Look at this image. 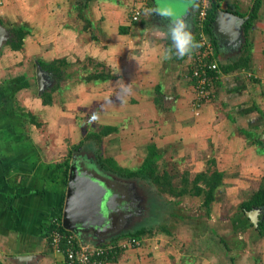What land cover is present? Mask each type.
<instances>
[{
    "label": "rangeland",
    "instance_id": "374dc122",
    "mask_svg": "<svg viewBox=\"0 0 264 264\" xmlns=\"http://www.w3.org/2000/svg\"><path fill=\"white\" fill-rule=\"evenodd\" d=\"M122 1L124 2V0L120 2L119 0L99 1L101 7L99 9L89 8L88 12L83 8L91 17L89 20L91 26H89V32L86 33L81 30V26L84 25L83 19H78L77 12L74 10L78 7L79 0H75L73 9H71V5L69 6L68 4L70 2L67 0H61V3L57 2V9L62 12V16L59 15L61 20L54 28L52 27L56 23L50 27H44L46 21L43 22V20H49L50 18H45L46 15L42 13L38 14L42 17L39 21L40 25L35 26V28L32 27L34 25L29 26L25 24L21 19L18 21L19 23L14 24L13 28L16 31L18 29L29 31L32 39L27 49L24 44L22 50L18 51L20 55L25 53L30 55L29 61L23 63V67L28 72V75L23 77L26 82L20 77V79H17V81L20 80L17 84L29 85V92H26L24 96L16 95L18 103L22 106H27L23 115L15 119L13 127L18 128L20 133L29 135V137H34L35 139L37 135L40 136L45 141L44 144H38L40 145V149L43 148L41 151L43 154L51 152L56 160L63 162L67 159L71 161L72 154L70 153H73L80 164L89 163V167L95 171H98V166H102L100 160L107 159L108 157L106 156H109L121 169H124V173L138 172L141 167L134 168L140 160L138 155L140 154L141 157V154H148L147 146L152 145V142L149 141L150 137L155 138V140L157 139V146L163 150V153H166L159 162L164 163L167 161L169 163L174 161L178 166L177 168H180L174 174L176 175L174 178L176 183H179L183 173L187 174V178L190 179L188 182H190L196 174L205 171L209 166L211 167L210 161H213L215 163L213 167L223 172L224 176L222 186L218 188L215 195L216 201L211 206L209 212L201 204L203 200L201 198H190L189 196L188 198H183L185 200H182L181 204H176L174 199L159 193L156 187L148 181L135 178L133 180L134 186H138L136 188L142 192L136 198V200L140 199L134 200L133 210L136 212L133 215L134 217H129L130 222L128 220L126 222H129V233L142 228L150 229L155 225H159L157 229L156 226L154 229L156 233H160V226L162 227L163 224L168 230L171 224L172 228L174 225V229L171 232L178 231L177 228L180 226L178 223L183 220L184 227L179 229L180 231L177 233L184 235L176 236V238L183 241V246L184 243L188 246L186 251L189 249V258H187L189 263L186 262V264H199L202 261L201 264H242V262L243 264H263L264 260L261 253L264 251V239L260 240L255 236V231L252 229L250 221L244 212L241 211L240 205L243 201L249 199L264 176V148H262L263 146L254 144L252 139L246 140L240 132L237 133L238 130H252V132L260 135L259 138H264V121H262L260 114L255 110H251L253 109L252 104L255 103L256 107L260 108L264 113V84L261 83V80L264 81V77H262L261 70L259 72L258 66H253V68L257 67L255 75L259 77L257 79L260 81L257 83L250 84L248 76L246 77L244 74L231 78L230 88L232 85L235 87L239 86L241 93L229 92L228 88L220 92L218 97L209 103L211 104L209 107L210 116H206L204 119L201 116V109L206 104L203 103L199 110H194L197 111L195 113L193 112L192 104L190 106L186 101L185 106V98L190 100L191 96V92H188L186 97L183 98V106L181 105L179 110H185L188 114L190 111L194 116H200V118L195 119H202L203 125H194L192 120L190 121V118L186 119L185 122L184 117L179 116V114H177V117L180 122L177 123V126L170 125L169 123H172L176 111H167L165 116H162L160 114L162 111L159 112L153 108V104L151 103L152 94L150 93V95L148 92V90H153V85H156L160 80L162 83L164 82L161 76L163 75L161 74L163 70L161 68L157 69L156 75L154 72L147 70L145 64H149L146 62L148 58L136 60L137 63L133 62L127 65L126 63H122L121 54L111 57L112 61L106 60V58H109L110 53L108 57L106 54L102 55L101 49L112 51L111 44L109 41L107 42V39L113 40L116 33L114 31L116 26L111 28L112 19L107 12L112 5L122 9L124 6ZM239 1L241 2L242 0ZM193 3L194 1L192 0H162V6L165 9L173 10V13L178 17L189 12L193 7ZM59 10L57 11L59 12ZM124 14L126 17H130L126 10ZM262 15H264L263 6H261L257 13V19L253 24L252 30L256 22L260 20H258L259 16ZM121 16L122 14H120ZM260 23L262 25L258 24V27L264 40V20ZM161 26L164 27L163 25ZM111 29H113V32ZM75 34L77 35V40L72 46V35ZM192 34H195V30ZM147 37L153 41L151 32L148 33ZM37 38L41 40V43L45 44L43 46L46 52V56L44 55L45 63L66 59L69 64V67L62 72L60 77H54L51 76L52 73L45 72L46 75L43 77L45 83L44 91H51L53 102H55V106L58 109L55 108L56 110L52 109L53 111H50L48 114L45 113L44 118H39L40 115L38 114L39 119L36 117L37 114H35L36 109L39 107L38 104L36 105V102L42 103V99L40 98L35 74V64L37 61L34 60L38 58L39 54L42 60L44 56L42 52L43 47L41 46L38 49L34 44ZM241 38L242 41L244 36ZM260 44L255 46V51L260 50ZM253 48L254 44L251 49ZM160 50L162 51V48ZM11 51L13 52V50ZM86 56L93 57L92 62H87ZM139 61L142 63H139ZM162 61L164 62L165 60ZM108 63L116 64L121 70L126 67L131 72L126 75L128 79H131L130 75L134 73L135 69L139 68L138 74H135L139 76L137 78L138 84L135 83L137 86H134V88L130 87V91L140 90L139 104L134 106L132 103H129L134 97L137 98L138 96L135 92H124L121 85L128 84H124V82L120 83L117 79L118 76L116 79L110 78L101 82L86 83L82 80V76L86 75V73H98L105 70L110 76L115 77L114 69H107ZM99 64H103L104 66L102 67ZM171 64V60H167L166 63L164 62V74H168L170 69H168V66H171ZM38 65L40 64L38 63ZM141 67L143 70L139 73ZM157 75H160L163 80L158 78ZM13 84L17 86L15 81ZM55 87L58 88L53 92V88ZM139 88L148 90H141ZM15 89H18L17 91L21 90L18 87ZM22 101L25 104H22ZM125 102L130 104L129 110H124L121 107ZM236 104L247 105L245 107L246 110L236 113L234 118L238 123L230 125V122L226 120V113L230 112L231 108L235 110ZM41 109L44 108L41 107ZM136 109L139 114L136 112ZM127 115L130 116L128 117ZM190 116L192 115L189 114L188 117ZM204 122L212 125L206 126ZM182 123L187 124L189 127L185 128V130L182 129ZM220 124L221 126H219ZM103 125L116 127V132L102 138V141L99 143L100 145H97L92 139L86 138L89 132H96ZM217 125L225 128V130L223 128L216 130ZM212 128L215 129L213 132L211 131ZM201 130L204 131L202 136L199 135V131ZM215 131H217L216 134H214ZM162 134H166V137H171L172 135V139L176 141V146L179 147L177 152L174 151V144L172 143L169 151H164L166 139L162 141ZM219 135H222L223 138H219ZM5 139H8V137L2 134L0 136V145L1 142H5ZM37 139L39 138L37 137ZM11 140L9 138L8 141ZM77 145H79L78 149H74ZM192 146L196 148L191 149L190 147ZM215 147L218 148L217 151L213 150ZM226 147V152L223 153V149ZM233 150H237L236 153ZM123 156L125 158L122 161L121 157ZM101 169L104 171L102 167ZM105 171L114 173L110 170ZM129 201L131 200H128V204ZM169 218L171 221L170 225ZM149 238H145L146 244L148 243L146 240ZM107 240L108 238H106ZM202 241L205 243L206 248H201ZM85 243L93 244L96 242L87 240ZM175 243L180 245L178 240ZM211 250L212 252H208ZM231 257H234V260L231 261ZM154 259L159 261L157 258ZM168 261L171 263L169 259ZM183 263L184 260H182Z\"/></svg>",
    "mask_w": 264,
    "mask_h": 264
},
{
    "label": "crops",
    "instance_id": "0c3cea01",
    "mask_svg": "<svg viewBox=\"0 0 264 264\" xmlns=\"http://www.w3.org/2000/svg\"><path fill=\"white\" fill-rule=\"evenodd\" d=\"M67 1L70 2L68 4L69 6L71 5V9H73L75 0ZM120 1L121 0H119V2ZM159 1L161 2V5L159 4ZM57 2L61 3V0H0V25L5 29L7 33L5 34L4 44L0 49V134H5L8 137V139H5V142H1L0 145V264H67V262H65V256L61 252H58L57 249L51 244L49 236L46 235V231L50 226V219L52 217L57 216L60 219L62 218L67 186V184H64L66 174L62 171V165L66 161H68V159L60 162L55 159V156H53L51 152L43 154L41 152L43 148L40 149V145L44 144L45 141L42 140L40 136L37 135L35 139L34 137H29V135L20 133L18 131V128L13 127L15 119L23 115V112L26 110L25 107L27 106L20 105V103H18V100L16 99V95L19 94L18 96H24L26 92H29V85L17 84L20 82V80L17 81V79H24L23 77L28 75V72L23 67V63L29 61L28 58L30 55L25 53L22 54V56L16 51L12 52L11 48L9 47V42L11 40V35H9V33L11 34L14 24L19 23L18 21L20 19L29 26L34 25L32 27L35 28V26L40 25L39 21L42 17H40L38 14L42 13L46 15L45 18H50L49 20H43V22L46 21L44 27H50L52 24L56 23L52 27L54 28L61 20L60 16H62V12L57 9ZM152 2L153 3H149V7L147 9L153 11L146 13V11L144 10L143 16L137 23L132 21L130 22L131 17H126L124 12L126 10L127 14L131 16L132 10L134 8H137L141 2L139 3L137 0H124V2L122 3L124 6L121 4L123 6L122 9H120V7L118 6L112 5L107 14H109L112 19L111 28H114L116 26L114 28V31L116 33L113 40L107 39V42L109 41V43L111 44L112 51L101 49L103 52L102 55L106 54V56L108 57L110 53L109 58H106V60L112 61L111 57L115 56L116 54H121L122 63H126L127 65L133 62L137 63L136 60L148 58V61L146 62L149 63V66L145 64L146 69L154 72L156 75V70L161 68L163 70V73H161L163 75L161 76L164 79L163 83L160 80L156 85H153V90L144 88L145 90H148L149 94H152L151 103L153 104V108L155 110H158L159 112L162 111L160 112L162 116H165V113L167 111H176V115L172 119V123H169L170 125H174L175 127L177 126V123L180 122L178 120L177 114H179V116H183L185 122L186 119L190 118V121L192 120V123L194 125L202 126V119H195L200 118V116H194V114L190 113L189 111V114L192 116L188 117V112H185V110H179L181 105L183 106V98L186 97L188 92H191V96L190 100H187L185 98V106L186 101L191 106L194 99L193 85L186 78V72L188 68L187 65L189 63L191 55H187L184 58H178L173 50L172 59H170L172 64L171 66H168V69L170 68L168 74H164V62L166 63L167 60L163 62L162 60L164 59L162 55L165 50L172 47V41L168 35L169 28L172 22H168L170 21V19L159 14V12L165 10V7L162 6V0H152ZM221 3L222 10L231 12L235 15L238 14V16L241 17V15H245L252 11L254 0H242L241 2L239 0H223ZM261 6H263L264 8V0H261ZM99 7H101V5H99L98 1H90L85 7V10L88 12L89 8L99 9ZM192 9L193 7L189 11V19L184 21L188 25L190 31L193 33L194 25L192 23ZM57 10H59V12ZM85 10H83V14L85 15H82L86 21H89L91 19L90 14ZM122 10H124V12H122ZM120 14H122L121 17ZM241 18H246V16ZM258 20L259 21L256 22L253 30L251 29L248 35L250 43L254 44V48L252 49L250 55L252 59L251 70H241L230 75H222L220 77V83L215 87V98H217L219 93L223 92V90H225L226 88L229 89V92L241 93L239 86L235 87L234 85H232L230 88V80L234 76L238 77L241 74H244L246 77L248 76L250 84L256 83V80L251 79L252 77L254 79L259 78L255 75L257 67L253 68V66H258L259 72L261 70L262 77H264V40L261 30L258 27V24L262 25V23L260 22L264 20V15L259 16ZM161 25H163L164 27H162ZM89 26L91 25L89 24ZM121 29L122 31H124V33L121 32ZM111 31L113 32V29H111ZM147 32H151L153 41H151L147 37ZM164 38H166L167 40ZM31 39V34L25 36V38L23 39L26 49L29 44H31ZM72 39L73 41L71 45L73 46V43L77 40V35H72ZM40 41L41 40H39L38 38L35 43L33 41L38 49L41 46L43 47L45 45ZM260 42H262V44H260ZM258 44H260V50L255 51V46H257ZM161 48L162 51L160 50ZM42 52L43 56H46L44 47L42 49ZM256 52L258 53V55ZM40 56L41 55L39 54L38 58L40 59L36 58V60H34L37 61L36 64H38V61L46 62L45 56H42L43 60ZM87 57L93 58L91 56H86V58ZM218 60L224 63L227 60L234 61L235 58L233 57L232 52H223V54L219 52ZM139 63L142 62L139 61ZM112 68L115 71V77L118 76L117 79L120 83H127L131 88L137 86L135 85V83L138 84L137 78L139 76H136L135 74H138L139 68L135 69L134 73L130 75L131 79H128L126 77L127 74L131 73L126 69V67L121 70L116 64L114 65L112 63H108L107 69L111 70ZM142 70L143 68L141 67L139 73H141ZM161 76L157 75L158 78L162 79ZM14 81L17 86L13 84ZM261 83L264 84V81L261 80ZM17 87L21 88V90L17 91L18 89H15ZM139 89L144 90L142 88ZM139 91L140 90L130 91L135 92L138 96L137 98L134 97V99L129 102L134 106L139 104ZM22 104L25 103H23L22 101ZM37 104L39 106L35 111V114H37V116H35L37 118L38 114L40 115L39 118H44L45 113L48 114L50 111H53L52 109L57 108L55 106V102H53V98L51 105H43V103L39 101L36 102V105ZM205 104L206 106H203L204 108L201 109V116H203V119L206 116H210L209 107L211 104ZM129 106L130 104L125 102V104L121 107H123L124 110H129ZM246 106L247 105L245 104H236V107H234L235 110L231 108L230 112L226 113V120L230 122V125H236L238 123L234 116L236 113L246 110ZM41 107L44 109H41ZM252 108L253 109L251 110H255L258 114H260L262 121H264V117L261 114L263 113V111H261L260 108L256 107L255 103L252 104ZM136 112L138 113V110ZM158 113L156 114L159 115ZM127 116L129 117L130 115ZM57 119L59 118L57 117ZM204 123L206 126L212 125L207 124L206 122ZM188 124L190 125V123ZM219 126H221V124ZM219 126L216 127V130H220V128H223ZM187 127H189L187 126V124L185 125V123H182V129L185 130V128ZM223 129L225 130V128ZM213 130L215 129L212 128L211 131L213 132ZM248 131H250L252 134L257 135L258 137L260 136L256 132H252V130ZM195 133L198 134L197 132ZM216 133L217 131L214 132V134ZM237 133H239V130ZM203 134V130L199 131V135L202 136ZM162 135V141L166 139V148L164 151H169L170 145L174 144L173 148L175 150H173L177 152L179 150V147L176 146V141L172 139V135L171 137H166V134ZM37 137L39 139H37ZM9 138L12 140L8 141ZM219 138H223L222 135H219ZM156 140L155 138L153 139V137L149 138V141L152 142V145L156 147L157 153H159L157 154V156L159 157L157 160V164L159 165V172L162 173L163 171H166L167 173H169L172 176V183L176 185V181L174 180L176 175L174 174H176L180 170V168H177L178 166L174 161H171L169 163H167V161L164 162L165 166H163V163L159 162L163 155L166 153H163V150L159 149L160 147L157 146ZM260 146L264 147L263 144ZM190 148L194 149L196 147L192 146ZM217 149V147L213 148L214 151H217ZM226 149L227 147L223 149V153L226 152ZM233 151H235L236 153L237 150ZM71 154L73 155V153ZM138 156L140 160L138 161L139 163H137V166H135L134 168H139L142 166L146 154H141V157L140 154ZM171 156L172 158H174L173 155ZM106 157L109 158V156ZM124 158L125 156L121 157V160L123 161ZM169 166L170 168H168ZM217 220L219 221V219ZM168 221H170V218ZM183 222L184 221L181 220L178 223L180 225L177 228L178 231H180L179 229L184 227ZM170 224L171 221L169 222V225ZM155 226L157 229L159 225ZM155 226L150 228L154 231V234L146 240L148 241V243H145L144 238L143 243L142 240H140L141 245L139 247L137 246L125 248L122 244H124L125 241L130 237L124 238L128 235L120 236L118 239V245L125 250L120 252V254H118L116 258L105 264H182V260H184V263L186 264V262H188L187 258H189V249L188 251H186L188 246L185 243L183 246V241H180V239L176 238V236H182L184 234H179L177 233L178 231L171 232V230L174 229V225L172 228V224L170 227H168L169 230L164 226V224L162 225V227L160 226V230L163 231V229H165L167 233L161 231L160 233H156V230L154 229ZM87 240H91L90 242L96 243L86 244L85 241ZM177 240L178 242H180V245L175 243ZM79 241L84 245L89 246L90 248H100L103 246L109 248L110 242L112 240L109 239L106 241V238L103 239V237L95 240L94 238L92 239L91 237L88 238L85 236V240ZM201 248H206V245L203 241L201 242ZM60 249H62L61 246ZM208 252H212V250ZM174 253H176V255H174ZM261 256L264 260V251L261 253ZM21 258L22 261H18ZM154 258L159 259V261H156ZM168 259L171 263H169Z\"/></svg>",
    "mask_w": 264,
    "mask_h": 264
},
{
    "label": "trees",
    "instance_id": "16d2710c",
    "mask_svg": "<svg viewBox=\"0 0 264 264\" xmlns=\"http://www.w3.org/2000/svg\"><path fill=\"white\" fill-rule=\"evenodd\" d=\"M86 2L79 0L78 7L75 9V12H77V18L81 20V18L84 21V25L81 26V30L86 33L89 32V21H86L85 18L82 15L83 8H85L90 1H107V0H85ZM108 1H114V0H108ZM138 2L140 0H137ZM223 0H209V7L207 9V15L206 18L203 22V33L207 37L209 43L211 44V52L207 56L204 57V61L208 64H215L216 68L215 69H208L207 70V76L211 78V86H210V96H209V101H204L203 103H211L215 99V87L220 83V77L222 75H230L233 74L237 71H250L251 70V51H252V44L249 41L248 35L249 32L251 31L254 22L257 19V13L260 9L261 6V0H254L253 6H252V11L245 15H241V17H248L243 26V32H244V37H245V44L242 46V52L241 55L236 58L234 61L227 60L224 63L220 62L218 60V46L215 38L212 35V23L214 21L216 12L219 10H222L221 8V2ZM150 3V2H149ZM151 3L152 0H151ZM139 6V5H138ZM149 7V6H148ZM192 23L194 25V30L195 34L193 36L195 37V41L199 44V34H197V14L199 11V1H197L192 9ZM238 16V14H237ZM131 22V19H130ZM138 22V21H137ZM135 22V23H137ZM121 32L124 33V31ZM29 34V31H24V30H13L11 31V40H10V48L13 51H21L23 46H24V41L23 39L25 36ZM205 50V47H202L200 45L199 48L195 49L193 53L191 54V58L188 63V68L186 72V78L192 83V85L195 84L194 80L191 79V73H190V67L194 65V62L192 61L194 57L197 56V52L202 53V51ZM87 62H92V58H86ZM40 64V68L48 73H52L51 76H58L60 77L62 72L66 70L69 67L68 61L66 59H59L56 61H52L50 63H45L43 61H38ZM100 66H104L103 64H99ZM116 79L117 77L110 76V74L105 70L104 72H98V73H86V75L82 76V80L86 83L89 82H101L107 79ZM253 80H256L257 82H260L259 79H254L253 77L251 78ZM58 87L53 88L56 90ZM194 89V87H193ZM41 99L43 105H51L52 104V95L51 91H42L41 94ZM262 116L264 117V113H261ZM38 125V124H37ZM116 132V127H113L111 125H103L100 126L99 130L96 132H89L87 135V139H92L97 143V145H100L99 143L102 141V138L113 134ZM240 134L246 139H252L253 143L256 145H262L263 143L259 140V137L255 134H252L250 131H239ZM79 145L75 146L74 149H78ZM264 148V147H263ZM147 155L143 160V164L141 166V169H139L138 172H125L124 169H121L115 163L112 159L107 158V159H102L100 160L101 167L104 170H110L120 176H123L125 178H141L144 181H148L151 183L153 186L156 187L157 191L159 193L164 194L169 196L170 198L174 199L176 201V204H180V202L183 200V198H201L203 199L201 204L205 207L207 212L211 210V206L215 203L216 201V192L220 186H222L223 182V176L224 173L218 171L214 166V162L210 161L211 167L209 166L205 171H202L190 181V179L187 178V174L184 173L179 181V183L173 184L172 183V176L167 173L166 171H163L162 173L159 172V165L157 164L158 156H157V150L154 145H148L147 146ZM71 154V153H70ZM62 171L66 174L65 177V182L64 184H67V175H68V170H69V159L62 165ZM163 166H165V163H163ZM140 173V174H139ZM175 185V186H174ZM178 185V186H177ZM185 200V199H184ZM262 209V212L259 215V223L257 227L255 228L252 224V229L255 231V236L259 238L260 240L264 239V176L261 178L259 186L253 191V193L250 195L249 199L247 201H243L240 205V209L242 212L246 211H251L253 209ZM172 215V214H171ZM52 231H58L60 235L63 237H68L72 235L70 232L64 230L61 226V219L57 216H54L50 219V226L48 227L46 231V235L49 236V240L51 241L50 234ZM156 232V231H155ZM164 233H167L165 229H163ZM154 231L151 229H146L142 228L139 229L133 233H128L125 235L124 238H132L135 240H143L144 238H149L153 236ZM168 235V234H167ZM124 236V235H122ZM120 237V236H119ZM119 237L111 239L112 241L110 242L109 248H106L105 246L100 247V249L105 250L108 252V254L103 255L101 257H95V259H100L101 261L104 260V263L110 262L112 259L116 258L120 252H122L123 248L118 245V239ZM60 246L62 247L61 251L62 254L64 255V247H65V241H62L59 243ZM215 244V243H214ZM213 244V245H214ZM65 256V255H64ZM104 257V258H103ZM231 261L234 260V257L230 258ZM65 262H67V259L65 257Z\"/></svg>",
    "mask_w": 264,
    "mask_h": 264
},
{
    "label": "water",
    "instance_id": "95a60500",
    "mask_svg": "<svg viewBox=\"0 0 264 264\" xmlns=\"http://www.w3.org/2000/svg\"><path fill=\"white\" fill-rule=\"evenodd\" d=\"M172 12L174 11L172 10ZM167 18L170 19L168 22L176 19L188 20L189 12L179 17L173 13L172 17ZM246 19L247 17L241 18L224 10L216 12L212 23V35L221 54L232 52L235 59L239 57L242 46L245 44V37L243 42L241 37L244 36L242 26ZM5 34H7L5 29L0 25V49L4 44ZM45 75V71L36 64V81L40 92L44 90L43 77ZM260 141L264 145L263 137H260ZM97 169L98 171H95L84 167L74 154L69 162L61 226L79 240H85V236L95 240L102 237L109 240L128 234L130 232L128 230L129 217L136 213L133 210L134 200L142 192L136 188L138 186H134L135 178H125L116 173L103 171L99 166ZM117 199L122 201L120 206ZM128 200H131L129 204ZM119 211L122 213L117 216ZM261 212L260 208L246 212L247 218L255 228L259 223ZM127 220L128 223H126ZM114 224H120L118 225L119 230L108 233ZM22 258L18 261H22Z\"/></svg>",
    "mask_w": 264,
    "mask_h": 264
},
{
    "label": "built area",
    "instance_id": "2783aa9c",
    "mask_svg": "<svg viewBox=\"0 0 264 264\" xmlns=\"http://www.w3.org/2000/svg\"><path fill=\"white\" fill-rule=\"evenodd\" d=\"M193 5L199 1V11L197 14V34H199V44L206 48L202 53L197 52V56L192 60L194 65L190 67L191 79L194 80L193 85L195 91V97L192 101V108L194 110H199L200 106L204 101L209 99L210 96V86L211 78L207 76L208 69H215V64H208L204 61V57L211 52V44L209 43L207 37L203 33V22L207 15V9L209 7V0H192ZM141 2V3H140ZM151 0H140L139 6L132 10L131 21L137 22L143 16L144 10L149 6ZM208 57V56H207ZM197 111H194V113ZM72 234V233H71ZM51 244L61 252L60 244L65 241L64 255L67 259V264H103L104 260L95 259V257H101L108 254L107 251L100 249L99 247L90 248L87 245L82 244L75 235H70L68 237H63L58 231H52L50 234ZM125 248L128 247H139L141 245L140 240H135L129 238L122 244ZM104 258V257H103Z\"/></svg>",
    "mask_w": 264,
    "mask_h": 264
},
{
    "label": "clouds",
    "instance_id": "9594fccd",
    "mask_svg": "<svg viewBox=\"0 0 264 264\" xmlns=\"http://www.w3.org/2000/svg\"><path fill=\"white\" fill-rule=\"evenodd\" d=\"M145 11L147 13L153 10L146 9ZM159 14L166 17L173 16L171 9H165L159 12ZM168 35L172 41V47L164 52V60L172 59L173 50L178 58H184L187 55H191L195 49L200 47V44L195 41V37L188 28V25L182 19L172 21ZM122 90L126 93L130 92V85L122 86Z\"/></svg>",
    "mask_w": 264,
    "mask_h": 264
},
{
    "label": "flooded vegetation",
    "instance_id": "af4514ba",
    "mask_svg": "<svg viewBox=\"0 0 264 264\" xmlns=\"http://www.w3.org/2000/svg\"><path fill=\"white\" fill-rule=\"evenodd\" d=\"M86 164V165H85ZM83 166L84 167H86V168H89L90 170H93L92 168H90L89 167V163H85ZM117 201H118V204H119V206H120V203L122 202L120 199H117ZM246 212H249V211H246ZM246 212H244V214L246 215ZM122 212L121 211H119L116 215L118 216L119 214H121ZM247 217V216H246ZM249 220V219H248ZM251 224V223H250ZM253 225V224H252ZM119 226L118 225H115L114 224V226H113V228H112V230L110 229V231H108V233H112V232H116V231H118L119 230Z\"/></svg>",
    "mask_w": 264,
    "mask_h": 264
}]
</instances>
